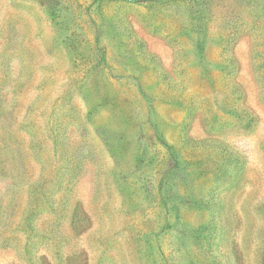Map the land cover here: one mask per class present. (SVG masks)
<instances>
[{
    "label": "rangeland",
    "instance_id": "obj_1",
    "mask_svg": "<svg viewBox=\"0 0 264 264\" xmlns=\"http://www.w3.org/2000/svg\"><path fill=\"white\" fill-rule=\"evenodd\" d=\"M0 264H264V0H0Z\"/></svg>",
    "mask_w": 264,
    "mask_h": 264
},
{
    "label": "trees",
    "instance_id": "obj_2",
    "mask_svg": "<svg viewBox=\"0 0 264 264\" xmlns=\"http://www.w3.org/2000/svg\"><path fill=\"white\" fill-rule=\"evenodd\" d=\"M157 138L160 141L161 144H163L169 151V154L171 156V158L174 161V164H178L179 160H178V156H176L174 149L172 148V146L165 140L164 137H162L159 133H157ZM186 139V138H185ZM191 140L187 138V140H185V142L189 143Z\"/></svg>",
    "mask_w": 264,
    "mask_h": 264
}]
</instances>
